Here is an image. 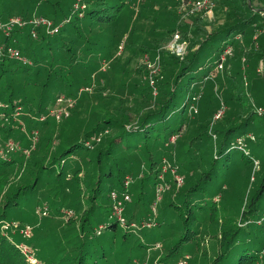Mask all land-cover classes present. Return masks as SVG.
<instances>
[{"label":"trees","instance_id":"obj_1","mask_svg":"<svg viewBox=\"0 0 264 264\" xmlns=\"http://www.w3.org/2000/svg\"><path fill=\"white\" fill-rule=\"evenodd\" d=\"M213 2L226 11V16L208 30L200 15H187L192 24L184 20L179 14L180 0H171V9L161 8L158 16L156 0H0L2 21L43 17L59 27L54 35L33 24L15 27L10 35L0 32V223L8 221L11 210L29 206L39 190L43 194L36 198V207L50 197L38 211L47 207L48 213L55 210L63 216L64 204L58 203L57 194L63 184H72L82 200L76 196L70 202L74 215L65 219L81 212L79 235L70 249L65 246L67 253L59 264H119L110 260L112 250L116 248L117 255H123L133 232L129 234V229L118 224L114 205L127 193L135 196L136 207L151 203V196L142 197V187L132 186L128 191L125 179L144 173L143 179L155 187L164 171L162 163L167 162L165 158L173 161L170 152L177 147L185 183L160 208L163 219L160 217L158 226H166L169 214L170 228L176 222L181 236L173 241L163 235L166 255L157 264L197 256L204 240L200 231L207 222L212 228V222L217 221L223 206L219 208L216 200L222 198L221 192L227 190L234 172L238 173L237 180H246L245 190L255 186V193L249 201L244 190L243 209L225 214V237L210 264H264V115L258 112L264 111V95L259 102L251 99L241 76L243 62L264 63V0ZM76 5L80 9H75ZM169 15L174 17V25L168 17L163 18ZM175 32L188 43L187 56L166 48ZM255 35L259 37L255 39ZM121 47L129 55L113 56ZM229 47L233 54L221 76L218 66ZM10 49L19 51L26 62L11 58ZM100 53L107 57L110 68L100 70L96 80L93 73L101 66ZM145 54L161 56V60L159 57L157 64L155 57L154 66L149 68L139 61ZM156 68L159 73L155 77L151 73ZM203 69L207 74L199 80ZM150 76L155 86H151ZM210 77L217 88L221 81L225 89L231 87L225 99L231 107L213 131L208 129L217 109L198 112V121V113L195 121L191 114ZM261 85L257 90L264 91L263 76ZM86 87L93 92H85L78 99L79 108L90 114L86 127H60L53 115L61 105L58 99L73 102L78 90ZM18 108L31 115L28 128L41 132L39 151L23 179L16 176L19 158L5 148L17 137L14 118ZM175 136L186 140L176 145L171 141ZM55 141L57 145L52 147ZM255 162L261 165L257 180L250 175ZM127 212L125 208L129 223L142 219ZM147 213L145 207L143 216ZM100 226L105 228L104 234L97 236L94 229ZM119 234L121 249L116 244ZM20 242L0 233V264H32Z\"/></svg>","mask_w":264,"mask_h":264},{"label":"rangeland","instance_id":"obj_2","mask_svg":"<svg viewBox=\"0 0 264 264\" xmlns=\"http://www.w3.org/2000/svg\"><path fill=\"white\" fill-rule=\"evenodd\" d=\"M48 1L49 3H51L52 0H48ZM156 2H158V6L154 10L156 11L157 16L159 14L158 12L161 11V8L166 9L165 7L168 6L166 10L168 11L171 9V6H170L171 0H168L167 2L163 0H156ZM74 8L80 9V6L78 7L75 6ZM172 13L173 12H171V14ZM179 14H181V16L184 18L186 22H188L189 24H192V20H190V16H187L186 13H184V10L182 8H180ZM169 16H165L163 18L168 17L169 18L168 22L174 25L175 24L174 17L173 16L169 17ZM225 16H226V11L222 10L221 8H218L217 5L215 4L212 10V13H211V17H209L208 19H204V18H201L202 16L200 15V18L207 22L206 24L208 26V30H210L212 28V25L217 26V24L219 23L221 24L223 21H225ZM197 18H199V16ZM31 20L32 19H30L29 21H26V20H23V21L27 25V24H30ZM54 34H51V35H54ZM176 35H178L179 37L178 39H176L177 42L174 44V46H172L170 43L172 42L173 38H175ZM258 37L259 35H255V39ZM171 38L172 39L167 44L166 48L172 51L173 53L177 54L178 56L179 55L181 57L187 56L188 43L186 41L181 40V35L175 32L174 35L171 34ZM122 44H124V42L121 43L120 46ZM100 54H101L100 57L103 56L99 61L101 63V66L100 68L97 69V71L93 73V77L96 78V80H98V76L100 75L98 72L100 70L106 71L107 69L110 68L109 60L105 59L107 57H104L103 53H100ZM128 55H129V52H127L126 50H124L123 47H121L115 51V55L113 56L124 58ZM110 57L108 59H110ZM155 57L156 55L153 57L150 54H145L144 56L140 58L139 61L141 64L143 63L144 65H147L149 68H151L155 64V60H156ZM159 57L161 60V56ZM159 57L158 56L156 57L157 64L159 63ZM250 70L252 72H250ZM222 72L223 70H220L219 75L222 76ZM158 73H159V68H156L153 70L151 74L156 77ZM206 74H207L206 69L201 70L199 72L198 79L199 80L203 79V77ZM241 76L243 77L242 84H243L245 92L249 93L250 96L252 95L253 98L250 97L251 99L253 100L255 99L256 101L259 102L261 100V95H264L263 90H257L259 86H262L261 85L262 76L264 77V63L263 62H259V63L252 62L251 63L249 61L243 62ZM149 80L151 82V86H155V81H154L155 79H153L152 76H150ZM209 80L210 81H208L207 87L206 88L204 87L203 93L201 94L199 93V98L197 96V105L196 104L194 105V110H191L192 111L191 114H192L193 120L195 121V117L198 112H201L202 110H205L207 108L209 109L212 108L213 110L217 109L212 119V125L208 129L209 131H213L216 128H218L217 122L219 120H224L223 118L225 114L228 113L229 108L231 107L230 105L228 106V104L225 101L226 97L228 96L227 95L228 92L229 91L231 92V87H229L228 90L225 89L223 86L224 81H221L222 85L217 83L218 84V88H217L215 84H212V82L214 83L213 78L210 77ZM94 84L97 85V81ZM203 85H205V83ZM85 92H93V91L89 87L78 90V98L76 100H73V102L71 101L73 105L70 108L69 112H67V114L66 113L60 114V112L64 110V108H66V104L64 103H60L61 105L58 104L59 107L56 109V112H54L53 115L56 116L55 118L60 127L61 126H64V127L70 126L71 128H85L86 127V122L88 121V119H90V114L87 110H85L84 107H83L84 109L79 108L80 105H79V100H78ZM262 98H264V96H262ZM60 99L61 97L58 99V102ZM22 109L23 110L17 109L18 112L15 114V118H14V121L16 123L14 127H15V130H17V133H16L17 137L15 139L13 138L10 140L18 146V150L14 152L15 153L14 157L19 158V161H20V165L16 171V174H17L16 176L19 179L20 178L23 179L25 177L27 170L30 168V164L32 162L33 156L39 151L38 144L41 141V137H40L41 132L36 131L35 129L31 130L28 128L27 118L31 117V115L28 114L26 111H24V108ZM73 110H74V113L73 112L71 113V111ZM77 110L78 112L76 113ZM218 112L223 113L222 117H220L219 119L216 118V115L218 114ZM258 112L264 115V111L258 110ZM199 115L200 113L197 114V121H198ZM133 118H136V116L134 115ZM43 119L44 118H41V120ZM36 132H38V134ZM36 138L38 140L35 143ZM183 139L186 140L183 137L181 138L179 136L178 137L175 136L172 138L171 141L176 143L177 145L179 144V141ZM0 140L2 141L1 133H0ZM56 142L57 141L53 142L52 147L54 145H57ZM199 142L200 140L197 141V145H198L197 147H200ZM6 152H8L7 149H6ZM170 153L171 155H173V161L171 162L167 158H165L166 159L165 161L167 162L162 161L163 163H162L161 169L164 170L165 172L163 171V174H159V180L157 181L158 183L155 187L150 186L148 182L143 179L144 173L138 175L137 178L133 176L126 177L125 186L128 189V191L132 188V186H137L138 188L142 187L140 189L141 192L144 193L142 197L145 198L146 196H151L150 197L151 203L147 206H143L139 204L138 207H136L137 205H136L135 196L127 193V195L130 196L131 201H128L127 203H124V200L122 201V203L124 204L123 205L124 212L126 208L128 211L127 212L128 214L132 211L139 218L142 217V219L140 220L138 219V221L137 220L133 221V223L137 225L138 228L128 230L129 234L133 232V235L132 236L130 235L131 237H130L129 243H125V246L123 247V250H122L123 255H117L118 249L113 248L112 255L110 258L112 262H117L119 264H129V263H133L134 261H138V262H142V264H157V262L160 260V257H165L166 255V251L164 250L166 243L164 242L163 235L167 234V237L172 239L173 241H177L180 238L181 233H179V230L176 227L177 223L175 222V226H173L172 229L170 228V224L168 221L172 219L169 217L170 216L169 214L168 216H166V218L164 217L165 219H168V221H165L166 226H164L163 228L158 226V220L161 217V215H159L160 208L161 207L163 208V205L164 204L166 205L169 202L168 200L172 199V197H174V195H176V193L183 188L184 183H185L184 177H183L184 174L182 173L183 170L178 161L179 152H178L177 147L173 148ZM191 155L192 154H190V156ZM260 166H261L260 163L255 162L254 168L251 170V174H250L251 178H254L256 176L255 179L257 180V177H258L257 174L260 171L259 169ZM142 171H144V169H142ZM254 172H256L255 173L256 175H254ZM237 174L238 173L236 172L232 174L231 178L229 179V182L227 183L225 187L227 188V190L226 191L223 190L221 192L222 198L216 200V201L219 200V203L217 205L219 208L223 206V210L219 211L217 221H215L214 223L212 222V225H213L212 228L209 226L210 225L209 222H207L206 225L203 226L204 230L200 231V236L201 238H204V240L199 245L200 248L198 249L197 256L195 258L189 257L187 261L185 260L187 264L189 263L193 264L195 261H196V264H210V260H213L212 258L216 256V253L219 250L218 243L222 241L223 238L225 237V234L223 232L224 229H222V228H226L227 223H228L226 219H224L225 214L227 213V215H229V213L238 212L239 208H241L242 199H243L242 194L246 188V180H244V178L237 180V176H238ZM180 178H183L181 185H179L180 180H181ZM161 186L164 187L165 191L164 193H162V198H161L162 202L160 201L159 203H157V207H156V205H154L155 201L156 200L159 201L156 193L158 191V188H160ZM255 188L256 187L254 186V187H251V189L247 188V190H245L246 193L248 191L247 194H249V201L252 195L255 193ZM52 193L54 195V192ZM41 194H43L42 190L36 191L33 194V199L34 198L35 199L29 206L25 205V206L17 207L11 210L7 216V220L9 221L7 222L11 225V227L8 230H6L3 228L4 226L3 222L0 223V233L14 240L16 239L17 241H21L20 243L23 244V246H27L28 249L33 252L32 254L34 255V257L37 259V261L40 264H50L53 261L54 263L52 264H59L61 263V260L66 256L67 250L64 251L65 246L68 245V249H70V246L73 245L74 242L76 241V236L79 235V225H78L79 219L78 218L81 212L79 213L76 212V215L73 218L74 220L63 218V216L58 214V212H56L55 210L53 211L50 210L48 213V217L41 218L38 215V208L41 207L42 205H47L48 204L47 198L50 197L48 195L36 207V203H35L36 198L41 199ZM76 196L79 197L78 201L82 200L79 194V190L73 187L72 184H69V183L63 184L60 188L59 193L57 194L58 203L61 205L64 204V208L61 210H67V209L74 210L73 206H70V202L74 200ZM2 198L3 197L0 195V201L2 200ZM153 205H154V209H153ZM145 207H146V210L149 211V213H147L149 214L147 215V217L143 216ZM59 208L61 207L59 206ZM242 209H243V206L241 210ZM124 216H126V213H124ZM161 219L163 218L161 217ZM73 221H75L74 222L75 224H73L74 226L72 227ZM149 223L152 225L151 227L147 226V224ZM27 225L30 226V229L32 231L30 239L25 238L24 233H23V231L25 230L24 227ZM142 225H144L145 228H142ZM67 229L70 231L67 232L68 231ZM94 231L98 236L99 229L95 228ZM102 233L103 232H101V234ZM120 237H122V234H119V236L117 237L118 242L116 244H117V247H119V249H121ZM68 240L69 241L71 240L70 243H68ZM138 241L141 242L143 246L138 247ZM30 243H31V246L29 245ZM158 246H160V248H158ZM68 251L70 253V250ZM140 256H142L143 258L139 259L138 257ZM181 260H183V258L178 257L176 258L174 262H170L167 264H174L175 262H179ZM63 263H65V261Z\"/></svg>","mask_w":264,"mask_h":264},{"label":"built area","instance_id":"obj_3","mask_svg":"<svg viewBox=\"0 0 264 264\" xmlns=\"http://www.w3.org/2000/svg\"><path fill=\"white\" fill-rule=\"evenodd\" d=\"M182 2V6L181 8L184 10V12L186 13V15L188 14H194V15H201L202 18L204 19H208L209 17H211V13L212 10L215 6V3L213 2V0H180ZM76 7H78V5H76ZM30 24H33L35 27H45L47 32L49 34H54L58 31L59 27H54L52 21H50L47 18H33L30 21ZM26 26V23L23 21L22 18L19 17H14V18H10L7 21H2L0 20V32L4 33L5 35H10L12 30L15 27L18 28H23ZM32 34L34 36H36V31H32ZM178 35L175 36V38H173L172 42L170 43L172 46H174V44L177 42L176 39H178ZM9 53L11 55V58L17 59V60H23V57H21V54L19 51L15 50V49H10ZM233 54V50L232 47H229L224 55L221 58V63L218 66L219 70H223L224 69V65L227 61L228 58H230ZM180 56V55H179ZM26 62V61H24ZM60 103H64L66 104V108H64V110H62L60 112V114L62 113H66L68 112V107H72V102L71 100H67V102H65L63 99L59 100ZM21 110V108H18ZM191 110H194V106L191 108ZM18 112V111H17ZM223 113L222 112H218V114L216 115V118L219 119L220 117H222ZM38 134V132H36ZM37 138L35 140V143L37 142ZM6 149L8 152H15L16 150H18V146L16 144H14L12 141L7 142L6 144ZM180 183L179 185H181V182L183 180V178H180ZM165 189L164 187H160L158 188L157 191V197L159 201H155L156 207H157V203H159L162 199V193H164ZM115 196V195H114ZM116 198V197H115ZM114 198V199H115ZM131 201L130 196L129 195H125L124 196V202H128ZM123 203L122 201H118L115 205H114V217L116 218L118 224L126 229H135L138 228L137 225H135L134 223H129V221L127 220L126 216H124V208H123ZM154 205H153V209H154ZM156 209V208H155ZM155 211V210H154ZM39 215L41 217H47L48 216V208L47 207H43L41 209H39ZM63 218H70L74 215V212L72 210H62L61 211ZM4 226L3 228L8 230L11 225L8 222H3ZM148 227H151L152 225L149 223L147 224ZM25 230L23 231L24 236L25 237H30L31 236V229L30 226H26L24 227ZM142 228H145L144 225H142ZM99 232L98 234L100 235L101 232H103L105 230V228L103 226H100L99 228ZM158 248H160V246H158ZM23 253L25 254V256H27V258L32 262V264H40L37 259H35L33 256L30 255V251L27 247L23 246ZM189 259V256H185L183 258V260L179 261V262H175L174 264H187L185 262V260L187 261ZM129 264H142V262H138V261H134L133 263H129Z\"/></svg>","mask_w":264,"mask_h":264}]
</instances>
